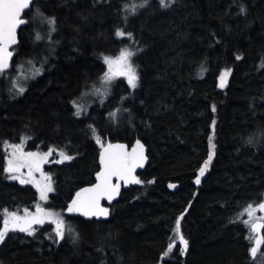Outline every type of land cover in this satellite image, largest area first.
Returning <instances> with one entry per match:
<instances>
[{"label": "trees", "instance_id": "16d2710c", "mask_svg": "<svg viewBox=\"0 0 264 264\" xmlns=\"http://www.w3.org/2000/svg\"><path fill=\"white\" fill-rule=\"evenodd\" d=\"M141 2L37 0L25 14L11 67L0 75V228L7 213L39 202L36 183L5 171L15 144L25 153L52 149L44 172L53 191L43 204L62 215L65 236L57 243L52 224L32 235L9 231L0 264H264V245L249 254L242 213L264 194V0H174L168 7L148 0L131 15ZM42 17L55 19L51 37ZM118 28L132 36L117 37ZM125 48L135 53L138 86L119 76L106 96L95 93L93 85L103 91L104 57ZM31 56L44 62L43 73L17 95L12 67ZM84 93L92 100L77 117L72 101ZM97 137L130 149L139 141L147 155L141 183L123 187L102 221L67 211L74 194L94 183ZM61 151L74 159L58 162ZM180 235L187 250L176 244L164 257Z\"/></svg>", "mask_w": 264, "mask_h": 264}, {"label": "snow or ice", "instance_id": "6c2138e0", "mask_svg": "<svg viewBox=\"0 0 264 264\" xmlns=\"http://www.w3.org/2000/svg\"><path fill=\"white\" fill-rule=\"evenodd\" d=\"M35 0H0V75H3L11 67V60L13 57V52L10 51L12 45L17 44V28L21 25H25L28 21L22 18V13L26 9L30 10L32 3ZM174 0H160L162 7H168ZM148 4V0H142V2L137 6L133 5L131 9V15H135L137 8H143ZM128 6H126L127 8ZM241 11H244L242 8ZM37 16H42L39 8L36 10ZM47 20V23L51 25V30L49 32V37H51V32L55 31V19L42 17ZM127 20V16H125ZM117 37L128 36L131 37L132 33L126 32L122 29L116 30ZM37 40H41L42 37L39 33L36 35ZM136 51H140L137 49ZM134 52L127 48L121 49L119 56L111 58L108 56L104 57V61L108 66V71L104 73L101 77V88L93 85V91L99 93L102 96L108 94V90L111 86L113 79L117 76H124L127 79L128 85L135 89L138 86L139 75L132 63V57ZM237 59H240L238 56ZM31 60L28 61V64H32ZM44 62H42L43 64ZM43 68H35L32 72L31 78L39 75L42 72ZM228 75L226 70L222 73L220 77V87L223 88L225 85V77ZM12 88L16 90L17 95H22L25 92V87L22 84H19L18 81H14ZM11 91V89H10ZM85 93L84 95H86ZM73 107L76 109L74 115L79 117L83 114L84 108L77 101H72ZM213 111H215V106H213ZM116 113H110V116L115 117ZM215 124V121H213ZM94 131V130H93ZM97 143L101 144L102 151L100 153V171L96 173L97 183L90 188H84L78 191L75 197L71 200L70 204L67 207L69 213L78 212L85 217L93 216H108L109 210L107 208H102L100 206V199L103 196H107L109 200L112 199L114 193L119 191V183H113L112 179L115 177L118 181H124L125 183H141L140 180L132 176L133 171L137 167L143 166V161L146 159L143 153V145L137 141V146L133 148L131 153H128L124 150L125 146L122 144L113 145L109 143L107 147H104L100 138L97 137ZM211 137H209L210 149H214L215 145L211 144ZM252 140H249L251 143ZM13 149L11 157L7 160V167L5 171L12 174L9 176L10 179L19 180L21 184L34 182L36 187L40 192L41 200L47 199L48 192L53 191L50 178L44 177L46 183L41 185L39 182L31 181L24 178V174L21 169L27 167L28 176L31 177L34 170H39L41 165L46 162L47 157L51 154L52 149L48 153H37V152H28L25 153L22 151L21 145H11ZM61 160L58 162H63L65 160L70 161L74 159L73 156L68 155L67 153L61 151L59 153ZM214 151L210 150L207 160L204 162V165L199 169V175L196 177L195 182L200 183V177L205 174V171L208 168V165L213 159ZM174 187V185H170ZM256 208L260 211H264V202L259 203ZM252 205H249V208L246 210L249 216H252L253 212L256 210ZM50 219V222L55 225V236L56 242L64 239L65 236V227L63 219L55 216L51 212H47L37 206V213L35 215L29 214L25 210L24 216H19L17 213H7L3 222V228H0V243H3L5 237L9 231L19 230L21 232H27L29 235H32L35 229L32 228L33 224H43L45 219ZM264 219V218H262ZM245 223H248L247 221ZM252 231L258 232L260 229H264V223L251 224ZM71 231V229H69ZM176 231H180V219L176 221ZM78 239V235H73V240ZM180 243L182 245L181 252L182 254L188 248V241L184 239L183 235H180ZM264 245V233L257 236L254 241V246L249 249V254L253 257L256 256L259 248ZM173 249V244L168 245V252H171ZM167 255V253H165Z\"/></svg>", "mask_w": 264, "mask_h": 264}, {"label": "rangeland", "instance_id": "374dc122", "mask_svg": "<svg viewBox=\"0 0 264 264\" xmlns=\"http://www.w3.org/2000/svg\"><path fill=\"white\" fill-rule=\"evenodd\" d=\"M126 37H128V36H127V35L124 36L123 39H126ZM118 56H119V55H118ZM29 60H31L33 63H32V64H28V61H29ZM106 65H107V64H106ZM43 66H44V64H42V62H41V58H37V57H33V56L28 57V58H25V59H22V60H19V62L17 61V63H15V64L13 65V67H12V73H11V75L13 76V78L10 80V84H11V86H12V84H13L14 81H18L19 84H22V85L26 88V87L31 83L32 80H34L36 77L38 78V77L40 76V75H39V76L37 75V76H35L34 79L31 78L33 70H34L35 68H41V67L43 68ZM259 68H260V69L262 68V67H261V64H259ZM107 71H108V66H107ZM42 73H43V72H42ZM42 73H40V74L42 75ZM115 78L118 79L119 76H117V77H115ZM115 78H114V79H115ZM114 79H113V80H114ZM11 88H12V87H11ZM12 90H15V89L12 88ZM15 91H16V90H15ZM84 94H85V93H84ZM84 94L80 97V99H79V101H78V103H80L82 106H84V105H83V102H85V101L90 102L89 99L92 100V98L89 97V94H86V95H84ZM91 104H92V103H91ZM86 110H87V109H86ZM22 145H23V144H22ZM8 151H9V153L12 155V151H13V149H12L11 147L8 149ZM22 151H23V150H22ZM32 151H33V150H32ZM34 152H35V151H34ZM37 153H41V154H43V153H48V152H46V151H44V150H41L40 152H37ZM51 154H52V152H51ZM51 154H50V155H51ZM50 155L47 157L46 162H44V163L41 165V167H40L39 170H34V171H33L31 177L28 176V169H27V167L21 169V171H22L23 174H24V178H25V179H29V180H31V181L39 182L41 185H44V184H45V179H44V177H49V178H50V176H49L48 174H46V172H44V166L49 162V160H50ZM9 158H10V157H9ZM6 167H7V161H5V168H6ZM40 171L44 172V174H42V172H40ZM205 172H206V171H205ZM11 175H12V174H11ZM198 175H199V174H198ZM31 183L35 184L34 182H31ZM44 201H45V200H41V198H40V192H39V202H36L35 205H34L32 208H30V209H29V208H25L23 211H21L20 213H17V214H18L19 216H24V215H25V210H27V212H28L29 214L35 215V214L37 213V206H39L41 209H43V210H45V211H47V212H51V213H53L55 216H58L59 218L63 219L62 215H61L60 213H58V211H53L52 209H48V208H46V207H45V204H43ZM261 202H264V194H263L262 198L260 199V201H258V202L255 203V204H252V206H253L254 208H256V206H257L259 203H261ZM248 208H249V206L245 207V208L242 210V213H243V215H244L246 221L248 222V223H246V227H247V229H248L249 237H250V240H251V243H252V247H253V246H254V241H255L256 236L253 235V233H252V230H251V224H252V223H255V222H257V221H260V219L264 218V211H260L258 208H256V210L253 212L252 216H249V215L247 214V211H246ZM5 217H6V216H5ZM5 217H4V219H5ZM4 219H3V221H2V226H1V228H3V222H4ZM262 221H264V219H263ZM46 224H52V223L50 222V219L46 218V219H45V222H44L43 224H33V225H32V228L35 229L37 226H41L42 228H44V226H45ZM52 225H53V227L55 228V225H54V224H52ZM34 227H35V228H34ZM64 227H65V225H64ZM176 244H178L179 247H180V249H182V245H181V243H180V238H179V237H177L176 241L173 243V247H174ZM166 253H167V255L169 254L168 250H167ZM258 254H260V250H258L256 256H258ZM167 255L164 254V257H166ZM256 256H255V257H256Z\"/></svg>", "mask_w": 264, "mask_h": 264}, {"label": "water", "instance_id": "95a60500", "mask_svg": "<svg viewBox=\"0 0 264 264\" xmlns=\"http://www.w3.org/2000/svg\"><path fill=\"white\" fill-rule=\"evenodd\" d=\"M37 0H35V2H36ZM32 5H33V3H32ZM32 5H31V7H32ZM29 10L28 9H26L25 10V12L24 13H22V18L25 20V18H24V15H25V13H27ZM26 25V24H25ZM25 25H21V26H19L18 28H17V41L19 42V36H18V34H19V31L25 26ZM18 42H17V44H18ZM17 44H15V45H12L11 47H10V51H12L13 52V48L15 47V46H17ZM13 57H14V54H13ZM13 57H12V60H11V64H12V61H13ZM111 144H113V145H116V144H122V145H124L125 146V148H124V150L126 151V152H128V153H131L132 152V150H133V148H135L136 146H134L133 148H129V146L126 144V143H124V142H115V143H111ZM104 147H107V145H105ZM101 151H102V149L100 150V153H101ZM143 153H144V156L146 157V159H144V161H143V166L142 167H137V168H135V170L133 171V173H132V176H134L136 179H138V174L139 173H141L143 170H144V168H145V166H146V163H147V155H146V151H145V149L143 148ZM100 160V154H99V159H98V161ZM100 171V163H99V170H98V172ZM112 182L115 184V183H119V185H120V187H119V191L118 192H116V193H114L113 194V196H112V199L111 200H109L108 199V197L107 196H103V197H101V199H100V206L102 207V208H107L106 207V205H111L112 203H114L115 201H117V199L119 198V196H120V194H121V190H122V188L124 187V188H127V187H129V186H135V187H137L138 185H139V183H133V182H129V183H125L124 181H118L115 177H113V179H112ZM97 183V179H96V175H95V178H94V183L92 184V185H90V186H87V187H84V188H90V187H92L93 185H95ZM84 188H82V189H84ZM81 190V189H80ZM80 190H78V191H80ZM77 191V192H78ZM76 192V193H77ZM76 193L74 194V196H73V198L75 197V195H76ZM72 198V199H73ZM108 209V208H107ZM74 214H76V215H78V216H80V217H82V218H84V219H87V220H97V221H102V220H105V219H107L108 218V216H93V217H85V216H83L82 214H80V213H78V212H73ZM257 224H262V223H257ZM256 234H257V236H259V235H261V229L258 231V232H256Z\"/></svg>", "mask_w": 264, "mask_h": 264}, {"label": "flooded vegetation", "instance_id": "af4514ba", "mask_svg": "<svg viewBox=\"0 0 264 264\" xmlns=\"http://www.w3.org/2000/svg\"><path fill=\"white\" fill-rule=\"evenodd\" d=\"M28 12H29V11H28ZM25 14H26V13H25ZM24 18H25V15H24ZM25 20H26V19H25ZM25 26H27V24H26ZM25 26H24V27H25ZM24 27H23V28H24ZM23 28H22V29H23ZM262 220H263V219H260V221H258V222H256V223H264V221H262ZM262 233H264V229H261V234H262ZM254 235H255V234H254ZM256 237H257V235H256Z\"/></svg>", "mask_w": 264, "mask_h": 264}]
</instances>
